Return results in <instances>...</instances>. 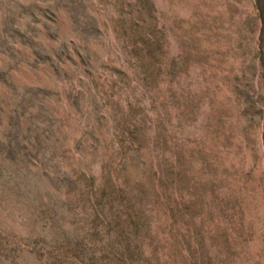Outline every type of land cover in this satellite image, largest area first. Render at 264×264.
<instances>
[{"label": "rangeland", "instance_id": "374dc122", "mask_svg": "<svg viewBox=\"0 0 264 264\" xmlns=\"http://www.w3.org/2000/svg\"><path fill=\"white\" fill-rule=\"evenodd\" d=\"M0 264H264V0H0Z\"/></svg>", "mask_w": 264, "mask_h": 264}]
</instances>
